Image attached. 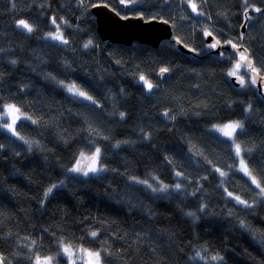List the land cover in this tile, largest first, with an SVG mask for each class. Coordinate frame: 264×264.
Returning <instances> with one entry per match:
<instances>
[{
  "label": "trees",
  "instance_id": "obj_1",
  "mask_svg": "<svg viewBox=\"0 0 264 264\" xmlns=\"http://www.w3.org/2000/svg\"><path fill=\"white\" fill-rule=\"evenodd\" d=\"M177 1L0 0V113L14 105L31 119L16 125L22 140L0 129V264H83L65 248L97 252L101 264H264V100L249 74L230 82L240 70L229 52L204 43L211 22L264 76V0ZM96 3L166 20L173 39L157 49L104 42ZM57 32L62 41L49 38ZM232 122L255 182L212 132ZM93 145L103 173H70Z\"/></svg>",
  "mask_w": 264,
  "mask_h": 264
},
{
  "label": "water",
  "instance_id": "obj_2",
  "mask_svg": "<svg viewBox=\"0 0 264 264\" xmlns=\"http://www.w3.org/2000/svg\"><path fill=\"white\" fill-rule=\"evenodd\" d=\"M120 6L125 11L129 9V5L127 4L122 3ZM91 13L96 21L97 34L104 42L124 46H132L135 43H139L157 49L163 42L172 40L174 36L173 26L166 20L157 18L146 20L143 16L133 15L123 17L118 11L106 3L94 4L91 7ZM245 29L246 23L242 28L243 33H245ZM204 42L207 52L210 55L220 57L223 51L229 52L231 57L238 62V68H245L251 75L257 87L258 94L264 100V76L254 70L255 65L244 45L229 42L225 46H222L212 34L205 35ZM212 45H215V47H212ZM178 49L191 54V51H188L180 44L178 45ZM242 56L246 57V59H242ZM158 77L161 81H165L168 78V72L160 71ZM232 82L236 86L242 85V75L232 77Z\"/></svg>",
  "mask_w": 264,
  "mask_h": 264
},
{
  "label": "rangeland",
  "instance_id": "obj_3",
  "mask_svg": "<svg viewBox=\"0 0 264 264\" xmlns=\"http://www.w3.org/2000/svg\"><path fill=\"white\" fill-rule=\"evenodd\" d=\"M193 13H195V10L193 9V6H191ZM132 15V14H129ZM59 36L60 39H56L55 37ZM50 39L54 40V41H62V36H61V32H57L54 33L52 35L49 36ZM236 63V67H237V62ZM245 69V68H244ZM239 74V73H237ZM236 73L233 74L234 76L237 75ZM241 74V73H240ZM231 75V76H233ZM242 75V74H241ZM245 78V77H244ZM250 79V77H249ZM64 83V82H63ZM65 85L63 86V88L72 96H74L77 100L82 101V102H88L91 103L92 100L91 98L86 95L84 93V95H80L81 92L73 83H64ZM147 85V83H145ZM19 121H31V119L29 118L28 115L22 113L16 106L14 105H4L3 106V112L0 114V129H2L3 131H5L6 133L10 134L11 136L15 137L18 140H22V138L20 137V135L17 132L16 129V125ZM238 122H232V123H228L227 125L230 124H235ZM241 124V123H239ZM227 125H223V126H217L216 128H214L212 130V132L218 134L219 136H221L224 139H227L228 141H230L232 143V147L235 151V154L237 156V170L239 172H241L243 175H245L246 177H249L251 179V181L255 182V179L253 178V176L251 175L245 159L243 158V150L240 147L241 151L239 153V155L236 152V146L239 145V143L236 141V134L238 132V128L235 129V131H231V129L227 128ZM226 132H231V135H226ZM240 146V145H239ZM97 149L99 148H91V150L87 153H81L78 156V159L76 160V162L74 163V165L72 166L70 173L75 174L77 176L80 177H87V176H97L99 174H102L104 169L100 164V150L99 153L97 155ZM95 157V160L93 159ZM79 168V171H74V169ZM95 168V171H92L90 169ZM247 169V172L244 169ZM60 185L56 186V187H60ZM55 189L52 188L51 190L53 191ZM89 253H97V252H93V251H89V250H85V249H69L68 252H63V255L65 257H67L70 260V257H72V260H76L80 263L83 264H95V257L94 256H90ZM73 263L70 260V264ZM35 264H52V262H50L49 260L46 259H42V260H35ZM55 264V263H53ZM101 264V261H100Z\"/></svg>",
  "mask_w": 264,
  "mask_h": 264
},
{
  "label": "bare ground",
  "instance_id": "obj_4",
  "mask_svg": "<svg viewBox=\"0 0 264 264\" xmlns=\"http://www.w3.org/2000/svg\"><path fill=\"white\" fill-rule=\"evenodd\" d=\"M185 2H186V0H178L175 4H177L178 5V7H183L184 5H185ZM165 8H169V7H172L173 5H174V0L172 1V0H165ZM261 10V9H260ZM261 12H262V10H261ZM258 13H259V10H258ZM246 15H248V13H246ZM124 17V16H123ZM152 19H154V18H152ZM146 20H148V19H146ZM247 24V20L244 22V24ZM244 26V25H243ZM243 26H242V28H243ZM215 32H217L216 31V29H215V26L213 25L212 26V23L210 22V23H208L207 24V29L204 31V35H208V34H212V36L214 35L215 36ZM242 32H243V30H242ZM217 33H219V32H217ZM205 43V42H204ZM229 43V42H228ZM228 43H221L222 44V46H225L226 44H228ZM168 72V71H167ZM168 77H169V72H168ZM232 77H234V76H232ZM232 77H230V82L235 86V87H241L242 85H240V86H236L233 82H232ZM168 79V78H167ZM166 79V80H167ZM165 80V81H166ZM161 81V80H160ZM165 81H161V82H165ZM60 85L63 87L65 84L64 83H60ZM152 89V88H151ZM151 89H149L150 91H151ZM82 92V91H81ZM84 93V92H83ZM86 94V93H85ZM87 95V94H86ZM89 96V95H88ZM90 97V96H89ZM91 98V97H90ZM91 100H92V102L91 103H93V99L91 98ZM18 108V107H17ZM19 109V108H18ZM3 112V108H2V111H1V113ZM0 113V114H1ZM241 128V127H240ZM240 128H238V132L237 133H239V131H242V130H240ZM237 135V134H236ZM98 148V146H96V145H93V146H91V148ZM244 158V157H243ZM238 161V160H237ZM246 162V161H245ZM237 165H238V162H237ZM247 165V164H246ZM156 179L158 178V179H160L161 177L159 176V175H157V176H154ZM133 180V183L134 184H136V185H140V186H147L148 185V182L147 181H145V180H141V179H138V178H133L132 179Z\"/></svg>",
  "mask_w": 264,
  "mask_h": 264
},
{
  "label": "snow or ice",
  "instance_id": "obj_5",
  "mask_svg": "<svg viewBox=\"0 0 264 264\" xmlns=\"http://www.w3.org/2000/svg\"><path fill=\"white\" fill-rule=\"evenodd\" d=\"M193 7H195V5H193ZM19 23H20V25H21L23 28L27 29L28 31H31V30H32L31 27H30L25 21L21 20ZM55 38H56V39H60L59 36H57V37H55ZM212 47H215V45H212ZM241 58H242V59H246V57H243V56H242ZM237 67H239V65H237ZM161 71H162V72H166L167 69H161ZM232 74H235V73H232ZM141 79H144V78L141 77ZM145 83H147L148 88L151 89L152 85H151L150 83H148L147 81H145ZM80 95H84V93H80ZM240 127H242V125L239 124V123H235V124L227 125V128H228V129H231V131H235V129L240 128ZM225 134H226V135H231V132H226ZM240 151H241L240 146L237 145V146H236V152H237L238 155H239ZM98 153H99V149H97V155H98ZM93 159L95 160V157H94ZM90 170L95 171L96 169H95V168H92V169H90ZM244 170L247 172V169H246V168H245ZM74 171H79V168L74 169ZM48 191L51 192V189H49ZM45 195H47V193H46ZM237 199H238V198H237ZM92 235L95 236L96 233H92ZM64 251H65V252H68L69 249L65 248ZM89 255L95 257V264H100V254H99V253H89Z\"/></svg>",
  "mask_w": 264,
  "mask_h": 264
},
{
  "label": "flooded vegetation",
  "instance_id": "obj_6",
  "mask_svg": "<svg viewBox=\"0 0 264 264\" xmlns=\"http://www.w3.org/2000/svg\"><path fill=\"white\" fill-rule=\"evenodd\" d=\"M224 53H227V51H223V52H222V55H223ZM239 70H240V73H241V74H246V73L249 74L244 68H243V69H239ZM241 74H240V75H241ZM249 75H250V74H249ZM250 76H251V75H250ZM242 77H244V76L242 75Z\"/></svg>",
  "mask_w": 264,
  "mask_h": 264
}]
</instances>
